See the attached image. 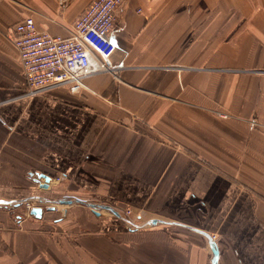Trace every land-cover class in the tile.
<instances>
[{"label":"crops","instance_id":"1","mask_svg":"<svg viewBox=\"0 0 264 264\" xmlns=\"http://www.w3.org/2000/svg\"><path fill=\"white\" fill-rule=\"evenodd\" d=\"M90 1L0 0V202L127 204L225 236L219 264H264V0H123L118 76L27 96L11 28L69 36ZM48 200L0 205V264H213L181 225Z\"/></svg>","mask_w":264,"mask_h":264},{"label":"built area","instance_id":"2","mask_svg":"<svg viewBox=\"0 0 264 264\" xmlns=\"http://www.w3.org/2000/svg\"><path fill=\"white\" fill-rule=\"evenodd\" d=\"M122 3L123 0H91L73 22L69 36L39 30L33 17L15 24L8 37L19 52L28 84L25 94L33 96L59 86L79 93L90 89L86 78L93 74L109 72L118 76L122 67L112 59L117 50L113 35L119 25L118 11ZM44 202L43 198H26L12 204H23L26 214L31 215L30 211ZM2 204L6 205L5 201ZM130 213L127 209L120 214L122 219L139 225L129 219Z\"/></svg>","mask_w":264,"mask_h":264},{"label":"water","instance_id":"3","mask_svg":"<svg viewBox=\"0 0 264 264\" xmlns=\"http://www.w3.org/2000/svg\"><path fill=\"white\" fill-rule=\"evenodd\" d=\"M36 175L37 176H36V178H34L35 179L34 181L37 183L38 188L42 189V190H47L49 188L50 181L52 180V178L50 176L44 174V173H37ZM41 179H43L44 182H41ZM44 197L45 196H42V195H35V196H32V199L44 198ZM46 199H49L48 200L49 202L59 203V204H62V203L72 204L75 202H83L84 204H86L87 206L92 208L97 213L101 210H107V211L112 212L118 218H123L122 215L117 210H115V208L110 204H98V203H93V202H89V201H82L79 199L69 200V199H57V198H47V197H46ZM14 201L15 200H7V201H5V203H6V205H8V204L14 203ZM0 203H2V202H0ZM48 209H50V207H48ZM42 212H43V208L36 207L30 211V214L35 216V217L40 218L42 216ZM159 223L181 225L183 227H186V228H188L192 231H195V232L203 235L204 237H206L208 239L210 246H211L213 253H214L213 259H212L213 264H219V251H218L214 236L211 233H209L208 231H206L202 228H198V227H195L192 225H187V224H184L182 222L168 221V220H162V219H154V220L149 222V225L154 226V225H157ZM134 226H135V228L146 227L145 225H134Z\"/></svg>","mask_w":264,"mask_h":264},{"label":"rangeland","instance_id":"4","mask_svg":"<svg viewBox=\"0 0 264 264\" xmlns=\"http://www.w3.org/2000/svg\"><path fill=\"white\" fill-rule=\"evenodd\" d=\"M38 195H42V194H38ZM44 198H46V196ZM57 199H59V198H57ZM89 202L98 203V204H107V203H105L103 201L101 202L99 200L98 201L97 200L96 201H90L89 200ZM53 204L59 205V203H53ZM116 207H117L116 210L118 212H120V213H123L125 210L130 209L131 213H130L129 219L131 221H133L134 223L139 224V225L140 224H144L146 227H150L149 222L155 219V216H152L153 214H151V213H149L147 211H144V210L143 211H139L137 209H134L132 206L127 205V204H120V205H117ZM18 208H20L22 210L23 207H22V205H20ZM104 211L106 212L107 210H102V212H104ZM107 214L108 215H112L113 217L119 219V221L121 222V224L123 226H126L127 228L134 227V225L132 223H130V222H128V221H126V220H124L122 218H118L117 216H115L110 211H108ZM213 235H214V239L217 240V241H219L220 248L222 250H225L227 248V245H228V243H227L228 242V239L225 236L220 235L219 233L218 234L215 233ZM236 264H238V263L236 262Z\"/></svg>","mask_w":264,"mask_h":264}]
</instances>
